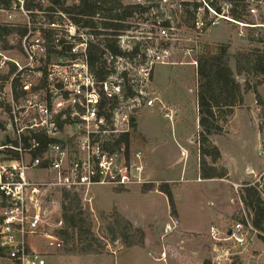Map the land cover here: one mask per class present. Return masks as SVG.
<instances>
[{
    "label": "rangeland",
    "instance_id": "rangeland-1",
    "mask_svg": "<svg viewBox=\"0 0 264 264\" xmlns=\"http://www.w3.org/2000/svg\"><path fill=\"white\" fill-rule=\"evenodd\" d=\"M119 1L123 5L148 7L147 13L127 20L130 29L122 35V40H118V45L126 53L134 47L138 51L132 59H122L114 74L123 91L129 88L143 94L139 106L123 105L135 125V131L128 130L127 153L130 157L136 151L142 153L141 182L123 189L93 185L88 189L70 190L79 194L83 209L87 208L97 216L95 231L98 244L103 248L102 254L58 256L57 249L51 247L54 240L31 236L28 243L33 251L46 257L47 264H202L204 260L210 261L213 255L208 226L225 229L243 213L248 217L240 203L241 187L255 181L264 185V156L257 155L259 144L264 141V78L251 74L235 76L236 81L249 90L243 96L242 104L233 108L228 123L220 125L221 132L209 137L212 145L217 142L228 151L220 154L214 164L206 158L208 165L217 173L225 171L226 177L201 180L199 157L195 152L199 148L200 132L196 104L198 78L192 63L199 55L215 53L220 46L227 47L230 55L250 51L264 53V0ZM228 4L231 8L226 14L233 22L222 21L211 26L209 9L215 11V7L221 11ZM194 5L200 6L195 8ZM197 16L203 21L201 30L194 26ZM165 22L168 27L162 26ZM5 23V16L0 11V24ZM161 28L166 29V37L162 36ZM7 40L14 47L19 38L12 36ZM1 49L0 42L3 55L18 59L15 48L5 53ZM163 51L166 54L163 55ZM152 55L163 56V64L159 61L150 69ZM52 62H56L55 59ZM230 66L234 69L233 62ZM153 98L157 100L149 109L145 102ZM4 119V112L0 110V125L3 126L0 137L6 141L2 132ZM74 131V126L68 125L56 140L69 143ZM2 160L0 156V165ZM27 177L48 183L55 178L38 171L29 172ZM142 183L177 185V190L171 188V191L180 221L178 216L171 218L164 195L157 191L142 194ZM259 191L264 201V187ZM42 211L48 236L57 240L53 232L63 226L59 189L47 188ZM115 212L131 223L137 240L142 236V247L127 249L120 239L111 242L107 225L114 221ZM167 226L169 232H166ZM247 263L264 264V234L253 235L247 251L233 262Z\"/></svg>",
    "mask_w": 264,
    "mask_h": 264
},
{
    "label": "built area",
    "instance_id": "built-area-1",
    "mask_svg": "<svg viewBox=\"0 0 264 264\" xmlns=\"http://www.w3.org/2000/svg\"><path fill=\"white\" fill-rule=\"evenodd\" d=\"M52 1L7 0V7L0 9L5 25L21 33L17 36L21 48L18 59L0 52V110L5 115L2 132L6 136V141L0 137L2 264H47L44 255L30 248L31 236L54 240L51 247H61L45 229L42 205L48 187L70 191L108 185L123 189L141 182V151L130 157L126 146L114 148L104 142L128 133L130 115L124 106H139L143 94L135 91L132 97L124 98L125 91L114 77L124 57L114 56L102 46L101 59L111 73L103 81L96 80L88 66L87 51L91 44H100L101 38L74 23L62 10L77 6L80 0H59L62 9L55 8ZM229 8L230 4L221 11L209 9L210 25L233 22L226 14ZM194 26L203 28L200 17ZM160 32L166 37L165 28ZM124 33L116 37L117 45ZM162 57L152 55L148 67L151 69ZM192 64L196 67L195 61ZM9 68H13L11 73ZM102 100L117 101L109 120L100 113ZM155 100H147L145 106L151 109ZM68 125L75 128L71 141H57V135ZM40 136L52 140L45 149L37 140ZM257 155L264 156V141ZM36 171L54 175V181L28 179L27 174ZM255 184L258 190L262 187L259 181L251 183ZM248 217L243 213L225 229L210 227L211 264H233L247 251L251 237L258 234Z\"/></svg>",
    "mask_w": 264,
    "mask_h": 264
},
{
    "label": "trees",
    "instance_id": "trees-1",
    "mask_svg": "<svg viewBox=\"0 0 264 264\" xmlns=\"http://www.w3.org/2000/svg\"><path fill=\"white\" fill-rule=\"evenodd\" d=\"M196 1V0H194ZM234 1V0H229ZM56 8L62 9L59 0L52 1ZM200 5H194L198 8ZM214 7V5H210ZM7 7V0H0V9ZM38 8L34 6L32 8ZM215 10H219L215 8ZM71 15L74 23L80 27L88 28L97 37L102 36L100 44H91L88 48V66L95 75L96 80L103 81L110 75L111 71L106 70L105 62L101 59V46L107 49L112 55L124 58H133L137 55L138 48L134 47L130 52H123L117 45L116 37L129 31L130 25L127 20L135 15H142L148 12L144 5H123L119 0H80L77 6L62 9ZM234 11V10H233ZM192 19H194L192 17ZM168 27V23L162 24ZM20 30L13 29L0 24V42L2 52H8L15 48L16 55L20 56L21 48L18 41L17 46L9 44L7 38L20 36ZM196 76L198 85L196 90V104L198 114V176L201 180L226 177V172L217 173L216 169L208 165L206 158L214 164L220 159L217 147L212 145L209 137L218 135L221 132L220 125H226L229 117L232 116L233 108L241 105L243 96L248 92L249 87L240 85L235 76L251 74L264 78V53L250 51L247 53L228 54L227 47L220 46L213 54L199 55L196 60ZM233 62L234 69L230 63ZM13 68H9V73ZM134 93L128 88L124 98H130ZM115 100H102L100 113L109 120L111 111L116 106ZM133 118H130V130L135 131ZM65 122V121H64ZM63 122H60V127ZM3 126L0 125V131ZM42 148L45 149L52 140L44 136L37 138ZM129 134H120L116 138H109L104 144L112 143L114 148L121 145L128 146ZM36 154H41V151ZM35 154V155H36ZM264 187V185H262ZM180 187V186H179ZM177 190V185L169 183H143L141 193L159 192L167 198L170 216L176 218L175 197L172 189ZM120 191H117L119 193ZM262 193L257 189L256 184L244 183L240 190V203L243 210L247 212L253 228L260 234H264V201ZM61 197V224L60 229L53 232L55 238L61 242V247L56 251L58 256H90L100 255L103 248L98 244V234L95 231L96 215L87 208L81 206V198L76 192L60 190ZM114 221L107 225L112 236V241L120 239L127 249L131 247H142L143 240H137L133 235L135 232L131 223L124 220L115 212ZM191 236L190 234H187ZM202 264H211L204 260Z\"/></svg>",
    "mask_w": 264,
    "mask_h": 264
},
{
    "label": "crops",
    "instance_id": "crops-1",
    "mask_svg": "<svg viewBox=\"0 0 264 264\" xmlns=\"http://www.w3.org/2000/svg\"><path fill=\"white\" fill-rule=\"evenodd\" d=\"M191 141V140H190ZM214 145L219 149V151H221V155H224L228 150H225L224 148H222V147H219V144L217 145V142H214ZM260 147H261V142H260V144H259V149H260ZM222 148V149H221ZM221 149V150H220ZM195 152H197L196 153V155H197V157H198V151L195 149ZM234 188H236L235 186H234ZM176 213H177V216H178V220L180 221V217H179V213H178V211H176ZM211 227V226H210ZM210 227L208 226V231H209V229H210Z\"/></svg>",
    "mask_w": 264,
    "mask_h": 264
},
{
    "label": "water",
    "instance_id": "water-1",
    "mask_svg": "<svg viewBox=\"0 0 264 264\" xmlns=\"http://www.w3.org/2000/svg\"><path fill=\"white\" fill-rule=\"evenodd\" d=\"M247 173H248V174H250V173H251V171H248ZM169 230H170V227H169V226H167V227H166V232H169Z\"/></svg>",
    "mask_w": 264,
    "mask_h": 264
}]
</instances>
